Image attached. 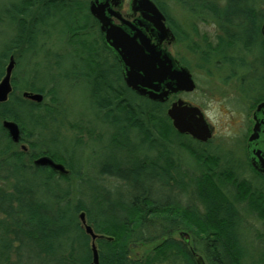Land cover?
<instances>
[{
	"label": "trees",
	"instance_id": "trees-1",
	"mask_svg": "<svg viewBox=\"0 0 264 264\" xmlns=\"http://www.w3.org/2000/svg\"><path fill=\"white\" fill-rule=\"evenodd\" d=\"M153 1L177 42L199 55L201 70L215 62L219 69L232 68L234 77L233 68L243 67L233 55L240 52L256 55L264 64L260 33L264 11L253 6L264 0H170L179 6L201 5V11L192 12L216 24L215 44L203 38L204 47L190 43L189 34L169 15L166 1ZM39 4L49 14L57 11L56 19L65 23V54L72 52L84 68L80 71L74 64L72 79L90 88L92 109L104 131L95 136L92 126L70 127L61 120L63 103L53 77L43 80L38 71L21 81L15 76L9 101L0 104V264H95L82 213L97 235L99 264H197L195 254L206 264H264V248L259 254L250 252L244 221L246 213L264 222V190L239 179L235 169L220 165L217 155L191 137L178 134L167 116L173 99L156 103L126 86L122 67L104 42L88 1L21 0L13 5L14 12L7 14L18 32L0 50V81L10 56L18 64L34 49ZM66 11L72 12V20L62 15ZM242 19L250 22L242 24ZM46 46L43 43L42 48L48 58L52 52ZM206 74L212 76L211 71ZM60 78L71 79L69 74ZM258 87L252 85L248 92L258 93ZM24 92L42 94L44 102L25 100ZM259 100L264 101V94ZM5 120L19 125L20 143L15 144L3 128ZM63 127L77 134L68 145L61 139ZM85 133L92 141L87 147L81 142ZM100 142L94 163L97 175L88 176L83 151ZM20 145L27 151L18 149ZM178 151L191 158L192 170L177 162ZM101 152L107 153L108 161L101 159ZM44 156L63 165L67 173L35 165ZM254 174L264 185L263 177ZM106 179L120 186L108 188L103 184ZM182 233L190 239L182 238ZM132 245L153 248L138 258L131 255Z\"/></svg>",
	"mask_w": 264,
	"mask_h": 264
},
{
	"label": "rangeland",
	"instance_id": "rangeland-1",
	"mask_svg": "<svg viewBox=\"0 0 264 264\" xmlns=\"http://www.w3.org/2000/svg\"><path fill=\"white\" fill-rule=\"evenodd\" d=\"M3 1H7L12 5L8 12L11 11L13 13L15 9H13V5H19L21 0H0V3ZM79 1H82V3L86 1H88V3L90 2V0ZM131 1L132 0H122L121 11L123 14H131ZM164 1L167 2L168 11L171 16L176 19L180 25L182 24L184 31L189 34L191 44L197 43L204 47L203 38L215 44V39L219 33L216 24L211 21L202 22L197 20L196 17L194 18V16L191 15L192 13L190 11H184L179 5L174 4L170 0ZM39 7L40 8L34 14L38 19L34 27V49L32 51H27L24 57L18 61L14 74L18 76L20 81L22 78L28 79V77L33 75L36 71H38L40 78L43 80L53 77L58 83V97L63 103L64 113L62 119H60L66 122V124L70 123V127L74 124H80L86 127L92 126L95 129V136L101 135L104 130H102V124L99 122L98 115L95 110L92 109L90 88L85 85L84 81H74L72 79L71 73L74 72L73 65L76 63L79 67L82 65L72 52H66L67 54H65L66 47L64 42L66 36L63 34L65 23L59 22V20L56 19L58 16V14H56L57 11L53 12V14H49L42 4H39ZM260 7L259 9L263 12L264 5H260ZM0 14H2L0 15V50H2L4 46L8 45L9 41L17 35L18 26L10 20L8 14L4 16V11H2L1 8ZM62 15L67 17L70 21L72 12L66 11V13ZM43 43H47L48 46L46 47L52 52L48 58H45L47 50H43ZM166 47L180 63L181 61L186 63L188 66L186 68L190 70L197 85L193 93H180L176 96V99L183 100L190 105L196 106L203 112L207 123L213 130L214 136H212L210 143L205 149L207 148L215 152L220 160L222 159L223 161L235 163L234 172L239 179L248 180L254 187L264 190L262 182L257 178L256 174L251 172L248 165L245 163L244 137L250 125L249 106L252 105V100L246 99L243 93L250 86L255 84L262 86V89H264V64L257 61L256 55L250 56L245 52H240L238 54H233L234 57H239L238 62L243 65V67L238 66L233 68L237 72H235L236 76L233 77L231 75L232 68H223V66H221L222 68L219 69L215 62L205 66L204 70L212 72V76H208L206 71L199 68L201 63L199 55L189 53L185 43L182 45H166ZM62 51L65 57H58L56 54L59 52L63 54ZM6 66L7 63L5 69ZM83 70L84 68L80 67V71ZM68 74L71 77L70 80L64 81L60 78ZM173 102H175L174 99L170 101V105ZM70 127H63L64 129H61V139L65 140L66 145L71 143L77 135ZM79 138L81 137L79 136ZM81 142L85 147L92 143L86 133L82 135ZM102 146V142L96 143L85 148L83 151L87 161L86 173L88 176L93 177L97 175V168L94 166V163L98 159L99 149H101ZM18 149H20V147ZM101 155L102 152L100 157L103 161H108L107 153ZM176 160L182 165V168L187 171H189V169L192 170L194 167L191 158L187 153L182 151L176 153ZM103 184L108 188H114L119 185V183L113 179H106ZM121 190H123V187H121ZM244 221L250 252L259 254L264 248V222L246 213H244ZM177 239H179V237H177ZM132 246H134V248H131V255L138 258L146 256L153 248L150 245Z\"/></svg>",
	"mask_w": 264,
	"mask_h": 264
},
{
	"label": "water",
	"instance_id": "water-1",
	"mask_svg": "<svg viewBox=\"0 0 264 264\" xmlns=\"http://www.w3.org/2000/svg\"><path fill=\"white\" fill-rule=\"evenodd\" d=\"M112 2L114 6L119 5L118 0H112ZM132 3V11L140 14V19L133 23L110 9L108 1L95 0L89 8L90 14L100 24L104 42L112 50L122 67L126 86L136 95L161 104L166 103L171 95L193 93L197 85L191 72L187 68H179L174 57L162 48L165 41L174 40L170 29L167 28L165 15L153 0H133ZM112 17L117 18L121 25L114 24ZM146 23L151 24L156 31L155 37L158 44H154L151 38L140 29ZM261 34L264 38V20ZM15 65L16 61L12 56L6 67L5 75L0 81V104L8 102L13 93L12 75ZM23 98L36 104L44 102V96L39 93L24 92ZM263 111L264 103L259 105L257 113ZM167 116L178 134L190 136L201 143H208L212 139V129L200 108L178 100L170 105ZM3 128L15 144L20 143L21 130L17 123L5 120ZM259 128L260 124L257 123L249 139L251 144L259 140ZM22 150L27 151V148L22 146ZM252 156L254 167L264 177V153L260 149H254ZM34 163L40 167L52 168L61 174L67 173L63 165L55 163L46 156L38 158ZM80 220L86 233L92 239L94 262L99 264L95 245L97 235L87 224L84 213L80 215ZM181 237L186 240L190 239L186 233H182ZM195 258L197 264H206L202 256L195 254Z\"/></svg>",
	"mask_w": 264,
	"mask_h": 264
},
{
	"label": "flooded vegetation",
	"instance_id": "flooded-vegetation-1",
	"mask_svg": "<svg viewBox=\"0 0 264 264\" xmlns=\"http://www.w3.org/2000/svg\"><path fill=\"white\" fill-rule=\"evenodd\" d=\"M93 1H95V0H92V1H90L89 2V7H90V4L93 2ZM104 1H108L109 2V7H110V9H113L115 12H117V13H120L121 14V16L123 17V19H125V20H127V21H130V22H135V21H137L138 19H140V14H136V13H134L133 11H132V5H133V3H132V1H131V14L130 15H126V14H123L122 13V11H121V5H122V0H118L119 1V5L118 6H114V4H113V2H112V0H104ZM260 1V0H259ZM251 4H247V6H250ZM260 5L262 6V5H264V3H261V2H258V3H255V4H253V6H255V7H257V8H261L260 7ZM11 4L9 3V2H5V1H3L2 3H0V8L2 9V11H4V16H7L6 14H7V12L10 10V8H11ZM246 6V7H247ZM184 11H190L192 14L191 15H193L194 16V18L196 17L197 18V20H200V21H202V22H207V21H211V22H213V20L212 19H209L208 17H206V19L205 20H203V19H200V17H199V15H197V14H195V13H193L192 12V10H198V11H201V8H202V6L201 5H198V6H196V5H194V4H190L189 3V5H187V4H184V5H182V6H180ZM241 7V9H243V7H245V5H242V6H240ZM195 10V11H196ZM0 15H2V14H0ZM169 15H171L170 13H169ZM172 17V16H171ZM173 18V17H172ZM112 19V21H113V23L114 24H116V25H121V22L117 19V18H115V17H112L111 18ZM167 19V18H166ZM176 20V19H175ZM195 20V19H194ZM263 20H264V18H263ZM263 20H262V24H261V28H262V25H263ZM177 21V20H176ZM193 21V20H192ZM250 21L248 20V19H242L241 20V23L242 24H247V23H249ZM178 23V22H177ZM214 23V22H213ZM235 23V22H234ZM179 24V23H178ZM215 24V23H214ZM166 25H167V28L168 29H170V31H171V34H172V36L174 37V40L172 41V40H167V41H165L163 44H162V48L164 49V50H167V47H166V45L167 46H171L172 44H179V45H182V44H180V43H178L177 42V36H176V34H175V31H173L172 30V28L170 27V24H169V22L167 21L166 22ZM181 27H183V25L181 24L180 25ZM100 27V26H99ZM140 29L146 34V35H148L150 38H151V40H152V42L154 43V44H158V40H157V38L155 37V34H156V31L154 30V28H153V26L151 25V24H149V23H146V25L145 26H143V27H140ZM183 29H184V27H183ZM233 30H235V29H233ZM235 32V31H234ZM260 33H261V29H260ZM261 36H262V34H261ZM104 37V36H103ZM262 38H263V36H262ZM264 39V38H263ZM168 51V50H167ZM169 52V51H168ZM170 53V52H169ZM171 54V53H170ZM172 55V54H171ZM173 56V55H172ZM10 57H12V56H10ZM10 57H9V59H10ZM174 57V56H173ZM174 59H175V61H176V64H177V66L179 67V68H185V66H183L181 63H180V61H178L175 57H174ZM16 61V60H15ZM201 61V60H200ZM200 64H202V62L200 63ZM17 68V61H16V65H15V69ZM15 69H14V71H13V75H12V86H13V90H14V80H15ZM262 86H259L258 87V90H260L258 93L257 92H253V91H250V89H249V92H248V89L246 90V91H244L243 93L245 94V97H246V99H248V100H252V105H250L249 106V121H250V125H249V127H248V130H247V133H246V136L244 137V142H245V148H244V153H245V158H246V161H245V163L248 165V167H249V169L251 170V172H253V173H257L258 175H260V176H262L263 177V175L262 174H260L257 170H256V168L254 167V164H253V156H252V151L254 150V149H260V150H262V152L264 153V111L263 112H261V113H257V110H258V107H259V105L260 104H262V103H264V101H260L259 100V94H264V89H262L261 88ZM177 95H179V94H176V95H171L170 96V98L169 99H171V98H173L174 100H175V102L176 101H178V100H180V99H176V96ZM2 123H3V121H2ZM257 123H259L260 124V128H259V140L257 141V142H255V143H250V141H249V139H250V137H251V135L253 134V131H254V128H255V126H256V124ZM212 133H213V130H212ZM190 137V136H189ZM214 137V136H213ZM194 140V139H193ZM196 141V140H195ZM211 141V140H210ZM210 141L208 142V143H201V142H198V141H196L197 143H199V144H201L200 146H202L203 148H205V146L207 147L208 146V144L210 143ZM23 146V145H22ZM22 146L20 145V149H22ZM206 150H208V151H210V152H212L213 154H215L216 155V153L215 152H213L212 150H209V149H207L206 148ZM219 160H220V158H219ZM222 160V159H221ZM221 160H220V165H222V164H224V165H222V166H226V167H228V168H233V169H235V163H233V162H229V161H223L222 160V162H221ZM263 179H264V177H263Z\"/></svg>",
	"mask_w": 264,
	"mask_h": 264
}]
</instances>
